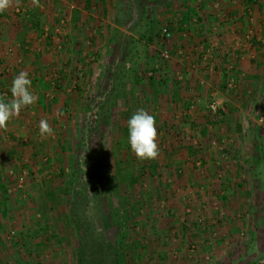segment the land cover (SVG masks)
I'll use <instances>...</instances> for the list:
<instances>
[{
    "label": "rangeland",
    "instance_id": "obj_1",
    "mask_svg": "<svg viewBox=\"0 0 264 264\" xmlns=\"http://www.w3.org/2000/svg\"><path fill=\"white\" fill-rule=\"evenodd\" d=\"M220 1L214 9L193 6L194 23L202 21V14L233 18L245 13L256 20L258 33L242 31L241 47L247 43L249 49L241 55L221 52L215 59L216 53H207L217 66L218 59L223 65L234 58L236 66L223 75L219 87H212L224 94L219 96L222 101L196 85L189 112L187 97L170 101L168 69L175 54L169 42L174 35L179 39L182 30L167 18L179 8L170 7L169 0H58V9H51L58 13V52L52 53L57 69L40 68L42 57L36 71V62L28 61L31 54L14 38L7 41L9 55L0 44V96L11 99V83L21 71L36 82L39 72L43 80L31 86L39 98L36 104L0 130V264H169L164 257H190V251L202 257L200 240L208 230L202 227L205 208L194 213L190 202H177L171 192L173 166L183 157L188 164L184 171L193 176L207 171L204 156L223 160L224 169L231 170L242 186L256 191L250 203L264 207V37L257 28L264 31V0ZM23 2L0 13L1 37L12 35L13 29L5 28L9 22L16 25L27 17L29 7ZM35 23L31 28L37 30ZM164 29L172 33L170 40ZM164 51L169 59L162 56ZM195 51L186 57L202 59L199 68L211 66L210 59L203 61L201 50ZM190 62H185L184 78L194 81L203 67L196 70V62ZM220 72L213 75L222 77ZM247 75H254L253 90L247 86ZM212 103L218 107L216 114ZM141 108L157 122L160 155L154 161H139L128 140L127 121ZM45 118L53 128L47 137L39 131ZM206 126L208 133H203ZM186 134L190 141L196 139L195 151H173L186 141ZM209 173L216 176L217 170ZM168 175L170 184H160ZM87 194H93L89 201L98 203L99 211L84 204ZM255 214L257 229L262 230L264 213ZM187 222L185 229L182 224ZM98 236L104 242L102 254L93 238ZM262 243L254 244L244 257H264ZM177 259L172 264H180Z\"/></svg>",
    "mask_w": 264,
    "mask_h": 264
},
{
    "label": "crops",
    "instance_id": "obj_2",
    "mask_svg": "<svg viewBox=\"0 0 264 264\" xmlns=\"http://www.w3.org/2000/svg\"><path fill=\"white\" fill-rule=\"evenodd\" d=\"M169 2L170 7L175 8V6H179V8L176 13L168 14L167 18L171 22L176 23L179 30H182V32L177 33V37L179 39H175L176 37L174 35L172 40L169 42L170 44H172L170 49L172 53L175 54L174 56H171V60H169L170 65L168 69L170 73V80L168 81V84L172 86V90H170V93L172 94L170 95V101L177 102V100H183L185 97H187L189 99L188 103H190L188 104V112L191 111V109L195 105L194 87L196 85H198L199 88L202 87L206 89L204 93L205 95H207L206 93L208 92L210 96H214L215 98L222 101L219 96L222 97L224 94H221V91L219 89H216V87H212H219V85H221L219 84V82H222L223 75L225 76L226 73H229V71L233 70L236 64L232 61H234L235 58L234 60L232 59V61L223 65L222 63L220 64L221 61L218 59L217 63H219L220 66H217L212 63V56L207 53H216L214 55L215 57L213 56V58L216 59V55H220L221 52H226L229 55L231 53H235V55L236 53H240L241 55V52H246V49H249V46L247 43H245V48H242L241 38H239V36L243 35L242 31L246 34L253 32L258 33L254 26L256 20L253 19L250 14L245 13H240L239 16L233 18H229L228 16L226 17L225 15L220 13H214L202 14V21L198 24H195L194 22H196V19L194 18L196 17L194 16L193 18V15L190 14V10L193 8V6H198L197 9L199 7H204V9H206L205 7L214 9L213 6H220L221 1L217 0L216 2L215 0H169ZM23 3L28 5L29 7L27 17L25 18V16H23L25 20L23 18L20 23H15L16 25H14V23H12L11 25V23L9 22V25L5 26V28H10V30L13 29L12 35L6 33L1 37L0 34V44L3 42V44L6 46H4L6 52L3 53H5V55H9L10 50H8V48L10 46L7 41L8 39L14 38L15 42L17 41L19 43L20 48L23 47L27 49L23 50V52H26L28 55L31 54L28 61L31 63L36 62L32 65L34 68L35 66L38 67V61L43 57L45 62L40 64V68L43 67L44 70H51L52 68L57 69L58 60L55 61L54 58H52V53L58 52V42H55V39H58V13H52L51 11L53 10L52 7L55 10L58 9V0H40L39 6L34 5L32 3V0H24ZM232 4H236V0H234ZM10 20L14 21V19H7V22ZM33 20H36V23L33 22ZM31 23H35L36 25H38L37 30L31 28ZM19 26H21V29L16 30V28H18ZM257 28L261 32V36L264 37V31L261 26ZM28 29L30 30L28 31ZM44 29L46 30L45 32L43 31ZM49 29L51 31L54 29L55 33L49 31V35L47 32ZM187 36L194 37L192 38V42L185 41V39L189 40V37ZM227 43H229V45H227ZM219 47L220 49H218ZM196 48L197 50H201L203 61H207V59H210L209 64L212 63L211 66L206 67V65L203 64L202 66L200 65L201 68H199L198 63L202 61V59H200L199 61V59H196L195 57H186V55L192 56L193 54H196ZM221 48L224 49L222 50ZM13 50L15 51L16 48H13ZM50 57L51 59L49 60ZM186 61H188V63H191L190 61H193V66H195L194 62H196V70L197 67L199 68L198 70H202L203 67L200 75L198 76L196 74L197 77H195L196 79H194V81L191 80V77L190 79L188 77L184 78ZM35 70L39 71L36 68ZM44 70L41 69L43 75H45V73H43ZM196 70H192V72H197ZM216 70L217 72H220L222 70V72L219 73L222 75V77L220 75L219 77L213 75L214 72L216 73ZM236 70L238 69L236 68ZM246 72L247 74H250L249 71ZM36 73L38 76L34 77L38 78L40 80L39 82H42L43 80L39 78L40 73ZM243 75H245V73H243ZM247 77L251 79L250 75H247ZM45 80H48V78H46ZM32 81L36 82L35 80ZM39 82L37 81L36 83H32V85H38ZM245 83L243 84L245 85ZM48 84L49 83L47 82L46 85ZM253 84L255 85L254 80L251 79L247 81V86H250L252 90L254 89ZM202 128L206 129L205 132L208 133L209 129H207V126ZM253 129L254 128H252L251 126L249 127V131H253ZM186 135L188 136V140L186 139V141L177 143L178 147L173 146V151H181V149H186L188 150L186 152L187 155L189 153H192L193 149L195 151V148H197L196 139H192V141H190L189 135ZM185 145L189 147L186 148L184 147ZM183 158L180 159L178 163H175V165L173 164L174 166L172 169V173L174 175L172 176V173H170V175L174 177L175 181V185L172 188L173 191H171L173 192L172 196L175 197L174 199L177 202L178 199H183L186 203L190 202L191 209L189 210H192L194 213H201V207H204L205 210L203 214H206V216L203 218V220H206L204 222L201 220L203 222L202 227L208 230L206 231V238L204 237L202 240H200L202 244H200V246H203L204 249L202 250V255H199L202 257H193V255H196V252L190 251L189 253H187V255L190 257H164L165 259H167V262L169 264H172V262L174 263L175 259L178 258L177 262H180V264H263L264 257H244L246 252L250 251V249L255 246L254 244L262 245V240H264L262 239V236L264 234V224L261 225V230V227L257 229V226L259 225H257V223L255 222V218L257 217L255 213L258 214L262 212L263 214L264 212L262 210H264V207L254 206L252 205V203H250L252 201L250 200V198L254 196L256 191L249 190L247 187L245 188V183L242 186L238 181L240 179H238L236 175H233L231 173V170L228 171V169H224V166H222L224 161H214L212 159V154L204 156L205 162L203 167L207 171L202 176H193L192 173L186 174L188 171H184V167L187 168L188 164H185ZM202 163L203 161L201 162V164ZM160 165L161 164H159V167ZM211 169L217 170L216 176H212L209 173V171L211 172ZM170 175L166 176L167 178L164 176L160 178V184L161 181H164V183L166 182L165 184H170ZM212 198H216L215 202ZM197 199H199L200 201H198ZM242 199L249 201H243ZM203 203H210L211 206L208 205L209 207H205ZM213 203L216 205V207L212 206ZM192 207H195V209L193 208V210ZM259 208L261 209V211H259ZM215 217L221 220V222L217 223L218 220L214 221L213 218ZM262 218L264 219L263 216ZM189 224V222L183 223L182 227L187 229V226L185 225ZM260 230L263 231V234H260L258 232ZM158 258L156 259L158 260Z\"/></svg>",
    "mask_w": 264,
    "mask_h": 264
},
{
    "label": "clouds",
    "instance_id": "obj_3",
    "mask_svg": "<svg viewBox=\"0 0 264 264\" xmlns=\"http://www.w3.org/2000/svg\"><path fill=\"white\" fill-rule=\"evenodd\" d=\"M39 2L40 0H32L36 6H39ZM20 5L21 0H0V13L13 7L19 8ZM31 86L32 81L29 74L26 71H21L11 83V99L0 96V130L6 129L9 122L18 118L23 109L36 104L39 98L32 92ZM156 125L155 116L143 108L133 113L127 121L131 151L141 162L154 161L160 155ZM39 131L45 137L53 135V128L46 118L41 119Z\"/></svg>",
    "mask_w": 264,
    "mask_h": 264
},
{
    "label": "trees",
    "instance_id": "obj_4",
    "mask_svg": "<svg viewBox=\"0 0 264 264\" xmlns=\"http://www.w3.org/2000/svg\"><path fill=\"white\" fill-rule=\"evenodd\" d=\"M255 2H259L260 3V0H254ZM205 130L206 129H202V132L205 133ZM93 198V194H87V198L85 199V205L88 207L89 204L91 205L90 207H88V209L92 210L93 208H96L97 211H99V207L97 206L98 203H96L95 205L89 201V199ZM94 210V209H93ZM94 238V241H95V244H96V247L98 249V253L99 254H102L103 253V245H104V242L102 241L101 237H93ZM101 240V241H100ZM100 264H102V261H100Z\"/></svg>",
    "mask_w": 264,
    "mask_h": 264
},
{
    "label": "built area",
    "instance_id": "obj_5",
    "mask_svg": "<svg viewBox=\"0 0 264 264\" xmlns=\"http://www.w3.org/2000/svg\"><path fill=\"white\" fill-rule=\"evenodd\" d=\"M164 36H165V38L167 39V40H170L171 38H172V33L169 31V30H167V29H164ZM162 56L164 57V58H166V59H169V54H168V52L167 51H164L163 53H162ZM210 109H211V111L213 112V113H217L218 112V107H217V105L215 104V103H212L211 105H210Z\"/></svg>",
    "mask_w": 264,
    "mask_h": 264
}]
</instances>
